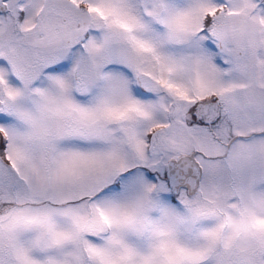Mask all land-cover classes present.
<instances>
[{"label": "snow or ice", "instance_id": "obj_1", "mask_svg": "<svg viewBox=\"0 0 264 264\" xmlns=\"http://www.w3.org/2000/svg\"><path fill=\"white\" fill-rule=\"evenodd\" d=\"M0 264H264V0H0Z\"/></svg>", "mask_w": 264, "mask_h": 264}]
</instances>
